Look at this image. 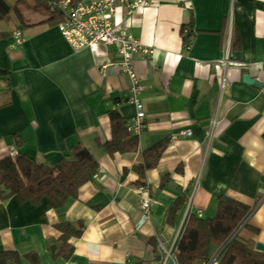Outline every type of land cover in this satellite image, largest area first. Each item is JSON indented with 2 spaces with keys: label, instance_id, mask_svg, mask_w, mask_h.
<instances>
[{
  "label": "crops",
  "instance_id": "1",
  "mask_svg": "<svg viewBox=\"0 0 264 264\" xmlns=\"http://www.w3.org/2000/svg\"><path fill=\"white\" fill-rule=\"evenodd\" d=\"M37 1L21 5L35 25L15 12L0 21V68L10 71L0 79V158L14 147L53 166L82 142L100 167L60 208L46 198L37 205L0 196V251L33 253L37 264H162L159 237L173 244L186 217H211L223 194L252 206L238 232L264 245V0H151L133 13L118 7L117 20L127 18L151 52L133 64L145 85L139 147L113 155L103 145L112 138L110 110L128 123L136 114L121 57L112 46L74 49L58 24L38 23L52 10ZM186 130L192 135L181 134ZM164 139L159 163L143 179L154 199L145 221L136 165ZM180 195L185 205L168 224V207ZM65 221L85 226L68 240L70 257L52 252L61 246L56 224ZM22 264L36 263L23 257Z\"/></svg>",
  "mask_w": 264,
  "mask_h": 264
},
{
  "label": "trees",
  "instance_id": "2",
  "mask_svg": "<svg viewBox=\"0 0 264 264\" xmlns=\"http://www.w3.org/2000/svg\"><path fill=\"white\" fill-rule=\"evenodd\" d=\"M55 1L58 2H36V7L38 5L52 10L46 19L38 23L59 25L64 20L63 11L51 6ZM75 1L77 0H72ZM23 3L25 0H18L14 5H10L6 0H0V21L9 20L15 12L23 24L35 25L28 24L23 17ZM3 35L6 34H0ZM9 77L10 71L0 68V79L7 80ZM109 115L112 138L103 143L107 152L113 155L116 152L137 150L139 137L138 134L128 131L127 120L116 109L110 110ZM166 141H158L143 151V162L136 165L140 174L138 183L144 184L145 172L159 163L167 147ZM99 167L98 160L82 142L73 145L53 166L17 151L14 156L9 154L0 158V196L7 199L16 195L20 201H30L37 205L46 198L52 207L60 208L68 198L78 196L80 187L99 172ZM186 200L185 195H180L170 204L164 220L166 223L173 225L176 222ZM216 201L217 211L211 217L191 213L185 219L183 230L175 245L178 264H201L214 253L219 254L221 264H264V250L249 244L238 232L239 227L247 224L244 222L252 211V206L225 194L217 196ZM82 223L65 221L56 224L61 231V246L59 251L52 247L54 255H72L74 247L68 240L73 236H81L85 228ZM23 257L38 263L37 256L33 253L21 255L15 250H1L0 264H22Z\"/></svg>",
  "mask_w": 264,
  "mask_h": 264
},
{
  "label": "built area",
  "instance_id": "3",
  "mask_svg": "<svg viewBox=\"0 0 264 264\" xmlns=\"http://www.w3.org/2000/svg\"><path fill=\"white\" fill-rule=\"evenodd\" d=\"M151 0H58L52 2V8L58 7L63 11L64 20L59 23L63 36L69 41L74 49H81L89 47L94 51H99L102 45L112 46L121 57L118 62L121 69L129 75L131 79V87L127 100L135 105L136 114L128 123V131L139 134L146 125V109L143 104L141 94L145 85L138 78V73L134 67V58L137 55H146L150 53L151 49L144 45L138 38H136L129 29L127 18L117 20V10L119 6L127 8V13H133L138 8L143 6H150ZM17 42H21V32H15ZM107 67L106 65H103ZM228 84V78L222 77L221 87L224 89ZM217 120H212V126H216ZM182 135L190 136V130L183 131ZM11 156L15 155L17 150L14 147L9 148ZM143 193L140 204L142 209V218L146 219L150 216V207L154 202L148 186L142 184L139 187ZM201 216V212L198 213ZM187 218V217H186ZM185 223V222H184ZM184 224L176 233L177 236L173 244L166 247L165 242L159 237L158 248L164 253L163 264L172 260L173 264H178L176 260V243L179 235L183 230ZM201 264H221L218 253L207 258Z\"/></svg>",
  "mask_w": 264,
  "mask_h": 264
},
{
  "label": "water",
  "instance_id": "4",
  "mask_svg": "<svg viewBox=\"0 0 264 264\" xmlns=\"http://www.w3.org/2000/svg\"><path fill=\"white\" fill-rule=\"evenodd\" d=\"M244 81L250 83V84H254L255 86H260L261 84L259 82L256 81V79L252 78L250 74H244ZM257 248L264 250V245H262L261 243H259L257 245Z\"/></svg>",
  "mask_w": 264,
  "mask_h": 264
},
{
  "label": "rangeland",
  "instance_id": "5",
  "mask_svg": "<svg viewBox=\"0 0 264 264\" xmlns=\"http://www.w3.org/2000/svg\"><path fill=\"white\" fill-rule=\"evenodd\" d=\"M165 245H166V247H168V245L165 243ZM169 248V247H168ZM162 262V261H161ZM172 262V260H170L169 259V261L166 263V264H173V263H171ZM163 264V263H162Z\"/></svg>",
  "mask_w": 264,
  "mask_h": 264
}]
</instances>
